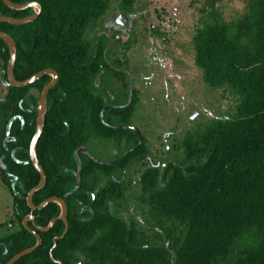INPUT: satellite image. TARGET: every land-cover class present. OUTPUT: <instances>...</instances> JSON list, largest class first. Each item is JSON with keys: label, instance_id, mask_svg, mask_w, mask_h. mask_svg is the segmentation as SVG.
<instances>
[{"label": "trees", "instance_id": "trees-1", "mask_svg": "<svg viewBox=\"0 0 264 264\" xmlns=\"http://www.w3.org/2000/svg\"><path fill=\"white\" fill-rule=\"evenodd\" d=\"M36 1L42 11L33 22L13 25L0 22V31L17 43L15 77L24 81L51 68L59 75L48 95V113L37 154L47 174L46 185L34 196L40 205L51 196L68 205L69 228L51 220L61 213L52 202L33 211L27 196L41 174L30 157L37 129L38 98L50 80L42 76L24 86H12L7 76L10 48L0 38L7 94L0 104V177L11 192L13 216L19 229L0 238V264L20 251L42 244L15 264H264V0H247V13L237 22L222 18L199 29L194 45L196 64L214 88L230 87L239 103L234 118L216 120L204 131L188 134L184 158L165 168H148L140 184L148 202L172 221L177 234L169 246L147 245L138 224L119 216L111 202L125 188L118 181L101 186L111 176L140 161L147 153L144 137L130 120L137 109L135 92L127 106L107 107L93 89L92 77L101 68L102 50L91 58L88 29L110 9V0H11ZM217 0H212L214 4ZM128 10L133 0H125ZM32 8L15 10L0 0V15L24 18ZM102 47V44L101 46ZM125 144L127 151L113 163L84 152L92 138Z\"/></svg>", "mask_w": 264, "mask_h": 264}, {"label": "rangeland", "instance_id": "rangeland-1", "mask_svg": "<svg viewBox=\"0 0 264 264\" xmlns=\"http://www.w3.org/2000/svg\"><path fill=\"white\" fill-rule=\"evenodd\" d=\"M124 1L110 0L108 13L87 31L91 55L94 57L101 41L110 66L94 78L93 89L109 107L127 106L137 93L130 127L145 138L147 153L125 170L102 176L101 186L120 182L125 193L111 202L112 211L136 222L145 244L169 246L177 228L148 202L140 179L148 168L163 169L169 163H179L188 134L204 131L213 121L235 117L239 96L230 87L214 88L205 81L203 70L196 64L194 38L199 29L217 18L228 23L239 21L247 13L248 2L133 0L124 10L129 18V27L124 28L108 20L123 8ZM6 94L4 62L0 59V104ZM126 149L125 144L94 137L83 150L102 162L113 163ZM13 203L0 177V238L19 229Z\"/></svg>", "mask_w": 264, "mask_h": 264}, {"label": "water", "instance_id": "water-1", "mask_svg": "<svg viewBox=\"0 0 264 264\" xmlns=\"http://www.w3.org/2000/svg\"><path fill=\"white\" fill-rule=\"evenodd\" d=\"M3 1L5 2L7 6H9L12 9L25 10L28 8H32L34 10V13L24 18H15V17L7 16V15H0V22H8L13 25L27 24L29 22L35 21L42 11V5L36 1H29L25 3H14L11 0H3ZM108 20H112L118 24H121L122 26H124V28L129 27V18H128L127 12H123V11L115 12L108 18ZM0 38H2L8 44L10 48V59H9L8 66H7V76L12 86L24 87V86H28L36 82L37 80H39L42 76L46 74L53 76L52 81L48 83L42 91H40L37 88L30 89L29 92L27 93L26 99L29 100L30 96L32 95L39 97L37 129L33 136L29 152H30V157H31V160L34 166L36 167L38 172L41 174V181L39 182V184L33 187L28 193L27 202L33 211L42 209L52 202H56L61 206L60 215L58 217L53 218L47 227L40 228L42 230H48L53 226V224L58 219H61L65 222V229H64L63 234L55 238V243L53 246V249H54L57 246L58 239L63 238L66 235L68 228H69L68 205L63 198H60L58 196H51L47 198L44 202H42L40 205H36L34 203V196L40 189H42L46 185V182H47V174H46L45 169L42 167L39 161L38 154H37V148H38L39 140L44 132L45 124H46V116L48 113V102H47L48 93L57 84L59 75L57 71H55L54 69L47 68V69L38 71L37 73H35L34 75H32L31 77L27 78L24 81H19L15 77V73H14L15 64L17 60V43L11 35L3 31H0ZM34 220H35V216L33 214L27 215L23 220V224L28 230H30L36 236L37 238L36 245L20 251L19 253L14 255L7 262V264H15L22 257L33 253L42 244L43 240H42L41 235L38 232L31 229V227L28 225L29 221H34ZM53 249L51 253L52 259L59 264H63L61 260H57L53 256Z\"/></svg>", "mask_w": 264, "mask_h": 264}, {"label": "flooded vegetation", "instance_id": "flooded-vegetation-1", "mask_svg": "<svg viewBox=\"0 0 264 264\" xmlns=\"http://www.w3.org/2000/svg\"><path fill=\"white\" fill-rule=\"evenodd\" d=\"M125 9L124 8H121V10H119V11H123V12H126V11H124ZM119 11H117V12H119ZM110 23H112L113 25H119V26H122L121 24H118V23H116V22H114V21H112V20H110ZM101 41L99 42V44H98V46H97V50H96V53H95V55H94V57L90 54V56H91V58H96L97 56H98V54H99V50H100V48L101 49H103L102 50V60H101V62H100V66H101V68L99 69V71L92 77V84H93V80H94V78L97 76V74L103 69V68H109L110 66L107 64V62H106V59H105V53H104V46H103V44H102V47H100L101 46ZM91 50V49H90ZM90 53H91V51H90ZM116 73V75L119 77V72H115ZM46 75H49V74H46ZM50 76V80H49V82L48 83H50L51 81H52V79H53V76L52 75H49ZM59 80V79H58ZM47 83V84H48ZM58 83V82H57ZM47 84H45L44 86H43V88L42 89H39L38 87H32V88H37V89H39L40 91H42L43 89H44V87L47 85ZM31 88V89H32ZM29 92V91H28ZM50 92V91H49ZM48 95H49V93H48ZM100 95V94H99ZM32 96H34V95H32ZM36 97V96H35ZM103 97V96H102ZM38 98V100H37V104L39 105V97H37ZM47 102H48V97H47ZM106 103V102H105ZM107 105V104H106ZM116 106H118V105H116ZM116 106H113V107H116ZM107 107H109L108 105H107ZM110 108H112V107H110ZM129 128H132V127H130V125L128 126ZM132 129H135V128H132ZM138 133H139V131L137 130V129H135ZM140 134V133H139ZM90 154L91 155H93L91 152H90ZM95 156V155H94Z\"/></svg>", "mask_w": 264, "mask_h": 264}, {"label": "crops", "instance_id": "crops-1", "mask_svg": "<svg viewBox=\"0 0 264 264\" xmlns=\"http://www.w3.org/2000/svg\"><path fill=\"white\" fill-rule=\"evenodd\" d=\"M10 227H11V225H10Z\"/></svg>", "mask_w": 264, "mask_h": 264}]
</instances>
